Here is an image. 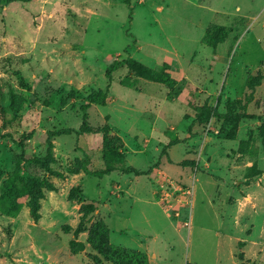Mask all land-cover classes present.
Segmentation results:
<instances>
[{
	"label": "rangeland",
	"instance_id": "1",
	"mask_svg": "<svg viewBox=\"0 0 264 264\" xmlns=\"http://www.w3.org/2000/svg\"><path fill=\"white\" fill-rule=\"evenodd\" d=\"M0 133V264H264V0H0Z\"/></svg>",
	"mask_w": 264,
	"mask_h": 264
},
{
	"label": "trees",
	"instance_id": "2",
	"mask_svg": "<svg viewBox=\"0 0 264 264\" xmlns=\"http://www.w3.org/2000/svg\"><path fill=\"white\" fill-rule=\"evenodd\" d=\"M8 1H16V2H28L30 0H8ZM131 0H126V4L130 5ZM227 35V30L222 29V28H213L209 30L208 32V37L207 40H215L216 38V44L223 43L224 36ZM226 38V37H225ZM123 67H128L131 71L138 72L140 70H145L144 67L136 60L128 58V59H123L119 60L116 59L113 61L107 68L106 71V77L109 80V85L107 86V89L105 92H100L97 97H95L90 103H87L81 107V110L83 112V124L81 126V129L79 131H75L73 129H69L66 131H62L59 134L63 135H71V134H76L80 135L85 132L86 128L89 126V113L88 110L91 107V105L95 104L97 106L101 107H106L107 101L109 99V88L110 84L113 81V74L120 70ZM263 78H260L259 80L256 81V83H253L254 77L249 76L247 79V86L250 90V98L253 96V92L256 88V86L260 85V82ZM10 137L8 134H2L0 133V138L5 139ZM53 156V143L51 140H48V148H47V155L45 158H34L33 161H47L51 160ZM89 164L88 158H85L83 160V167L84 170L87 174L96 176L99 178H103L104 176H109L113 172L120 171L123 172L124 174H131L134 173L137 176L140 175H146L149 174L148 172H140L133 167H127V168H122V167H117L114 166L112 163H109L105 166L103 170L97 173H91L87 169V165ZM97 229V230H96ZM101 231V239L99 243H95L94 240L92 241L91 237V245L94 248V250L101 255L102 257L106 258L107 261H109L111 264H148L147 257L144 253L138 252L135 250H130V249H125V248H120V247H115L109 243V235L110 232L108 228H106L104 225L96 224V226L93 229V233ZM100 235V234H99Z\"/></svg>",
	"mask_w": 264,
	"mask_h": 264
}]
</instances>
